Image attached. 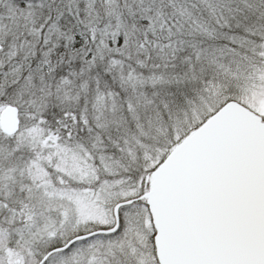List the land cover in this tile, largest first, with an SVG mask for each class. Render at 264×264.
I'll return each mask as SVG.
<instances>
[{
    "label": "snow or ice",
    "instance_id": "obj_1",
    "mask_svg": "<svg viewBox=\"0 0 264 264\" xmlns=\"http://www.w3.org/2000/svg\"><path fill=\"white\" fill-rule=\"evenodd\" d=\"M0 264H264V0H0Z\"/></svg>",
    "mask_w": 264,
    "mask_h": 264
}]
</instances>
